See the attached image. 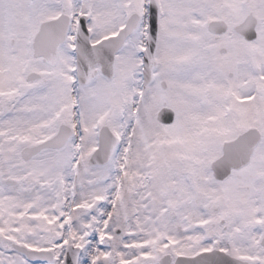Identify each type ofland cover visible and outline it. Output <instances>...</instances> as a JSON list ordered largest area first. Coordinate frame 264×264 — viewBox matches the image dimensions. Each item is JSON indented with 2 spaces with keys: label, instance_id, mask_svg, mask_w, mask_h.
I'll use <instances>...</instances> for the list:
<instances>
[{
  "label": "snow or ice",
  "instance_id": "6c2138e0",
  "mask_svg": "<svg viewBox=\"0 0 264 264\" xmlns=\"http://www.w3.org/2000/svg\"><path fill=\"white\" fill-rule=\"evenodd\" d=\"M0 264H264V0H0Z\"/></svg>",
  "mask_w": 264,
  "mask_h": 264
}]
</instances>
